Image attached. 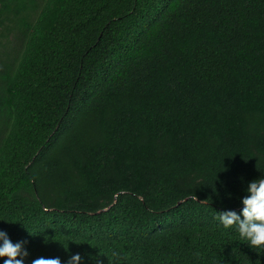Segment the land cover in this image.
I'll return each instance as SVG.
<instances>
[{
    "label": "trees",
    "instance_id": "obj_1",
    "mask_svg": "<svg viewBox=\"0 0 264 264\" xmlns=\"http://www.w3.org/2000/svg\"><path fill=\"white\" fill-rule=\"evenodd\" d=\"M262 175L264 0H0V229L26 264H264L215 218Z\"/></svg>",
    "mask_w": 264,
    "mask_h": 264
},
{
    "label": "clouds",
    "instance_id": "obj_2",
    "mask_svg": "<svg viewBox=\"0 0 264 264\" xmlns=\"http://www.w3.org/2000/svg\"><path fill=\"white\" fill-rule=\"evenodd\" d=\"M246 195L241 198L242 208L218 211L216 219L225 229H234L240 241L246 242L251 248L264 249V175L249 181L245 188ZM48 240L45 238V243ZM70 242V241H69ZM27 241H16L10 238L6 230L0 229V259L3 264H26L29 252L25 247ZM63 244V243H62ZM66 251L70 248L63 244ZM96 264H102L98 258ZM84 257L80 253L71 254L66 264H82ZM31 264H65L59 257L33 259Z\"/></svg>",
    "mask_w": 264,
    "mask_h": 264
}]
</instances>
